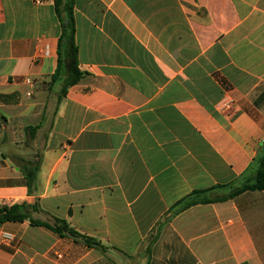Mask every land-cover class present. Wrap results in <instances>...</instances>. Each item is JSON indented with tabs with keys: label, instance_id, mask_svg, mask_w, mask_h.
<instances>
[{
	"label": "crops",
	"instance_id": "crops-1",
	"mask_svg": "<svg viewBox=\"0 0 264 264\" xmlns=\"http://www.w3.org/2000/svg\"><path fill=\"white\" fill-rule=\"evenodd\" d=\"M55 1L0 0V207L96 245L6 222L0 264H264V191H209L264 152V0H74L61 100Z\"/></svg>",
	"mask_w": 264,
	"mask_h": 264
},
{
	"label": "trees",
	"instance_id": "trees-1",
	"mask_svg": "<svg viewBox=\"0 0 264 264\" xmlns=\"http://www.w3.org/2000/svg\"><path fill=\"white\" fill-rule=\"evenodd\" d=\"M74 0H56L55 8L58 18L61 22L62 33L58 41V66L56 72L51 77V85L59 84L62 85V96H65L66 91L69 87L77 84L82 78V73L78 68V46L76 44V24L73 13ZM61 98L59 100H61ZM238 185L235 186H218L210 190L217 188L229 187L231 192L224 197L233 198L246 191H264V152L259 154L253 160L249 172H245L238 181ZM197 192L194 194H200ZM204 193V191H203ZM213 200L204 199H190L186 198L178 203V209L175 211L183 210L190 205L196 204L197 202H211ZM37 208V206H33ZM26 205H13V206H1L0 207V224L6 222H24L30 220L31 224L44 225L60 236H70L75 239H81L89 246L96 245L95 239H91L79 234L73 229L66 221L55 218L54 225L51 226L48 223H42L40 221H34L28 218L26 212Z\"/></svg>",
	"mask_w": 264,
	"mask_h": 264
},
{
	"label": "rangeland",
	"instance_id": "rangeland-1",
	"mask_svg": "<svg viewBox=\"0 0 264 264\" xmlns=\"http://www.w3.org/2000/svg\"><path fill=\"white\" fill-rule=\"evenodd\" d=\"M55 94H56L57 98L61 97V95H62V85L58 88V91L55 92Z\"/></svg>",
	"mask_w": 264,
	"mask_h": 264
},
{
	"label": "built area",
	"instance_id": "built-area-1",
	"mask_svg": "<svg viewBox=\"0 0 264 264\" xmlns=\"http://www.w3.org/2000/svg\"><path fill=\"white\" fill-rule=\"evenodd\" d=\"M29 81V80H28Z\"/></svg>",
	"mask_w": 264,
	"mask_h": 264
}]
</instances>
